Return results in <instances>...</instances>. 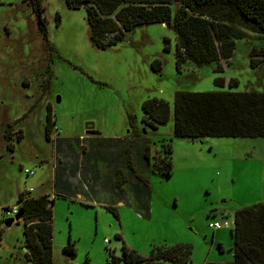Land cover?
<instances>
[{
  "label": "rangeland",
  "instance_id": "374dc122",
  "mask_svg": "<svg viewBox=\"0 0 264 264\" xmlns=\"http://www.w3.org/2000/svg\"><path fill=\"white\" fill-rule=\"evenodd\" d=\"M42 3L47 40L27 0H0V264H32L22 221L5 226L1 214L21 191L53 199L52 264H124L123 244L147 256L178 243L191 246L185 264L231 261L234 211L264 203V137H175L172 105L180 90L264 91V56L250 65L264 35L244 30L222 72L213 64L177 68L175 34L164 23L99 49L83 8ZM218 76L224 86L214 84ZM230 78L236 83L228 86ZM152 97L171 110L155 128L142 121ZM167 142L172 172L164 176L154 163ZM79 174L90 175L87 184ZM222 221L229 225L208 226ZM68 241L74 254L63 250Z\"/></svg>",
  "mask_w": 264,
  "mask_h": 264
},
{
  "label": "trees",
  "instance_id": "16d2710c",
  "mask_svg": "<svg viewBox=\"0 0 264 264\" xmlns=\"http://www.w3.org/2000/svg\"><path fill=\"white\" fill-rule=\"evenodd\" d=\"M35 14L40 34L47 40V27L42 0H27ZM68 7L83 8L89 27V40L95 47L106 49L120 42L126 33L136 27L152 23H164L174 31L176 38V67L183 62L195 66L213 64L214 72H222L221 61L232 57L236 40L244 30L264 35V0H65ZM176 5V6H175ZM250 65L262 62L264 50L253 53ZM156 64V65H154ZM160 69L158 60L151 65ZM217 86H224V77H215ZM236 83L230 78L228 86ZM142 121L153 128L165 123L170 116L169 103L152 97L142 103ZM172 131L175 137L196 139L201 137H264V91H176L173 105ZM51 111L47 106L45 137L49 139ZM7 136H10L9 134ZM22 137L17 130V139ZM160 157L154 165L161 174L172 172L169 142L161 145ZM148 152V151H147ZM147 155V154H146ZM90 175L85 178V184ZM86 186V185H85ZM46 194L31 196L21 191L16 206L21 211L25 259L32 264H52V209ZM8 209L9 207H3ZM1 214H3L1 212ZM114 214L116 212L114 211ZM3 218H7L3 215ZM2 220H0L1 225ZM232 258L226 263L202 264H264V203L241 207L234 211ZM1 240V228H0ZM221 251V246H219ZM63 250L74 254L75 248L68 241ZM108 253L110 250L108 249ZM124 264H185L191 254V246L178 243L162 246L149 255H141L122 245ZM111 261H114L111 258Z\"/></svg>",
  "mask_w": 264,
  "mask_h": 264
},
{
  "label": "built area",
  "instance_id": "2783aa9c",
  "mask_svg": "<svg viewBox=\"0 0 264 264\" xmlns=\"http://www.w3.org/2000/svg\"><path fill=\"white\" fill-rule=\"evenodd\" d=\"M26 173L29 174V173H32V171H29V170H26ZM1 212L3 213V215L7 218H10V217H14L17 213H18V209L16 206H12L8 209H4L2 208L1 209ZM228 222L227 221H222V222H213V223H210L208 226L209 228H212L213 230L215 229H219L221 227H226L228 226Z\"/></svg>",
  "mask_w": 264,
  "mask_h": 264
},
{
  "label": "water",
  "instance_id": "95a60500",
  "mask_svg": "<svg viewBox=\"0 0 264 264\" xmlns=\"http://www.w3.org/2000/svg\"><path fill=\"white\" fill-rule=\"evenodd\" d=\"M85 127V133L86 134H93L94 132L91 131L93 128V125L91 123H87L84 125ZM21 218V211H19L14 217L6 218L3 223L5 226H10L14 221H17Z\"/></svg>",
  "mask_w": 264,
  "mask_h": 264
},
{
  "label": "crops",
  "instance_id": "0c3cea01",
  "mask_svg": "<svg viewBox=\"0 0 264 264\" xmlns=\"http://www.w3.org/2000/svg\"><path fill=\"white\" fill-rule=\"evenodd\" d=\"M86 176H87V175H85V177H86ZM78 178H79V184H80V179L83 180V181L85 182V178H84V179L82 178V174H79V177H78ZM72 179H73V178H72ZM83 184H84V183H83ZM80 186L82 187V185H80ZM43 194H44V193H43Z\"/></svg>",
  "mask_w": 264,
  "mask_h": 264
},
{
  "label": "flooded vegetation",
  "instance_id": "af4514ba",
  "mask_svg": "<svg viewBox=\"0 0 264 264\" xmlns=\"http://www.w3.org/2000/svg\"><path fill=\"white\" fill-rule=\"evenodd\" d=\"M91 131H93L94 132V129L92 128V130Z\"/></svg>",
  "mask_w": 264,
  "mask_h": 264
}]
</instances>
